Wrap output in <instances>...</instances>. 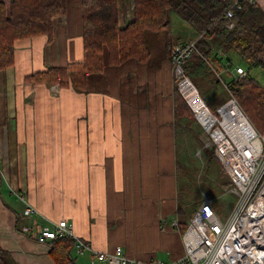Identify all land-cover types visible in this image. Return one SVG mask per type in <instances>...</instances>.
Segmentation results:
<instances>
[{
	"label": "crops",
	"instance_id": "obj_1",
	"mask_svg": "<svg viewBox=\"0 0 264 264\" xmlns=\"http://www.w3.org/2000/svg\"><path fill=\"white\" fill-rule=\"evenodd\" d=\"M257 4L264 10V0ZM186 23L193 34L180 40L198 35ZM55 29L51 41H17L15 62L0 68V247L16 264L51 263L50 246L22 226L64 218L92 246L90 264L118 245L140 260L159 258L160 249L170 259L184 256L174 88L162 76L175 75L172 62L158 69L133 58L107 63L89 76L86 92L30 79L83 57L80 0H68ZM29 206L37 212L26 215ZM125 234L140 238L112 239Z\"/></svg>",
	"mask_w": 264,
	"mask_h": 264
},
{
	"label": "trees",
	"instance_id": "obj_2",
	"mask_svg": "<svg viewBox=\"0 0 264 264\" xmlns=\"http://www.w3.org/2000/svg\"><path fill=\"white\" fill-rule=\"evenodd\" d=\"M233 2L234 0H80L83 57L65 65L48 66L32 74L30 79L58 82L62 86L73 87L78 92H86L89 76L102 73L107 63L120 65L133 58L157 67L163 60L169 59L172 62L173 47L186 41L173 36L168 29L171 11H176L198 32V51L184 63L186 74L199 91V86L204 81L208 85L225 87L223 80L226 78H220L218 72L224 70L227 74L231 73L233 57H239L240 62L245 60L252 67L264 69V10L257 3H247L238 8ZM227 9L233 11L231 17L225 15ZM67 10L68 0H11L9 7L0 1V68L15 62L17 41L36 35H46L51 41L56 32L55 19L65 15ZM230 21L235 23L233 28L227 27ZM231 79L232 77L227 80ZM174 89L175 122L178 129L177 163L179 175L184 169V177H187L185 163L188 158L185 155L186 149L190 147L184 139L185 130L193 132L192 142H197L201 154L204 152L207 166L210 160L218 158L213 147L204 146L201 136L203 127L201 126L200 135L195 123L194 128L193 124L191 126L187 122V119L198 120L179 91L177 79ZM225 89L229 97L231 94L236 97L244 113L264 134V87L249 74L247 78L235 81L231 88ZM188 126L191 127L189 131ZM210 168H206L207 171ZM220 171L222 175L226 174L223 167ZM204 181L207 183L206 177ZM231 184L230 179L223 183L227 188ZM178 201L182 208L184 197L181 185ZM187 221H182L181 224L187 225ZM185 227L183 226L184 229ZM75 242L72 236L53 239L48 243L49 254L57 264H77L76 257L72 255ZM9 254L7 249L0 247V264H16Z\"/></svg>",
	"mask_w": 264,
	"mask_h": 264
},
{
	"label": "built area",
	"instance_id": "obj_3",
	"mask_svg": "<svg viewBox=\"0 0 264 264\" xmlns=\"http://www.w3.org/2000/svg\"><path fill=\"white\" fill-rule=\"evenodd\" d=\"M234 5L242 8L257 0H234ZM233 15L231 9L225 12ZM235 23H227L233 28ZM198 51V37L175 44L172 49V64L178 89L193 110L195 117L204 129L205 147H213L223 169L231 180L228 193L234 197V203L228 214L223 215L216 206V198L205 197L197 210L187 221L183 231L185 255L168 261L162 258L140 260L129 255L121 245L112 253H98L101 260L115 258L118 264H264V134L244 113L236 97H231L213 110L202 97L199 89L186 74L184 63ZM232 79L223 80L227 89L233 82L243 80L249 72L242 65L232 70ZM223 79L222 73L218 72ZM189 80L202 99V107L196 109L182 89V82ZM231 107L237 108L246 120L232 118ZM37 210L33 206L25 209L26 215ZM178 225L177 222H175ZM22 232L37 242L48 244L61 236H72L79 254L92 251V246L78 237L73 225L67 219L52 224L35 222L24 224Z\"/></svg>",
	"mask_w": 264,
	"mask_h": 264
},
{
	"label": "rangeland",
	"instance_id": "obj_4",
	"mask_svg": "<svg viewBox=\"0 0 264 264\" xmlns=\"http://www.w3.org/2000/svg\"><path fill=\"white\" fill-rule=\"evenodd\" d=\"M129 15V14H128ZM170 33L177 37H185L190 36L193 34L191 27L186 23V21L182 18V16L176 12L171 11V23L169 26ZM197 36H192L188 39H194ZM223 54V53H222ZM239 58V57H238ZM237 57H233L232 61L235 66H237L239 63L245 67L247 71H249L250 76L254 77L258 83H260L264 87V69L261 67H252L248 62L245 60L239 61ZM162 63L155 67V68H161ZM162 71V70H161ZM157 72V71H156ZM163 72V71H162ZM161 72V73H162ZM222 76L228 79V75L226 71L222 70ZM163 80L166 81V77L168 78V82H171L173 85V88L175 87L176 78L175 75L168 72L162 73ZM158 88V87H157ZM200 93L202 97L205 99L206 103L209 105L211 109H214L218 103H222L223 101L227 100L229 97V94L227 93V90L222 85H208L207 81H204L202 85L199 86ZM175 90V89H174ZM174 95V91L172 92ZM175 98V95H174ZM187 122L191 123V126L194 123L196 125V129L200 130V135L202 134V128L201 125L197 121H191L187 119ZM191 127H187V130ZM195 128V126H194ZM195 130V129H194ZM189 131V130H188ZM185 136L184 139H186L188 146L190 148L186 149V155L185 157L188 158L186 164V172L187 177H184V169L180 171V185H181V192L182 196L184 197V203L183 207L180 208L182 220H187L191 214L197 210L198 205L200 204L201 200H203L205 197L208 196V194H212V197L216 198L217 206L219 208V211L225 215L227 214L230 209L233 206L234 198L231 194L228 193V188L223 185L224 181L229 180V177L226 174H221V162L220 160L212 159L210 160V164L207 166L206 164V156L204 157V152L201 154V149L199 148V145H197V142H192L193 140V132L189 131L187 132L185 130ZM218 158V157H217ZM211 165V168H210ZM210 168L208 171L205 168ZM224 173V172H223ZM184 177V178H183ZM204 177L207 178V183L204 181ZM184 181V183L182 182ZM189 214V215H188ZM130 235L125 234V237H119L118 235L113 236V240H124L127 241H133L136 242V237L138 236L140 238L139 234L132 235L131 239H127L126 237H129ZM141 237H146L145 234H142ZM112 243V242H109ZM128 243V242H127ZM147 244V242H146ZM156 254L159 258L172 261L173 259H170L169 257L171 254L163 249L156 250ZM50 259L51 263L46 264H54L55 261L52 258L51 254ZM72 255L76 257L77 264H90L88 255L86 253L79 254L75 250L72 251ZM12 262V261H11ZM111 262H103L99 264H111ZM13 264V263H12ZM56 264V263H55Z\"/></svg>",
	"mask_w": 264,
	"mask_h": 264
},
{
	"label": "bare ground",
	"instance_id": "obj_5",
	"mask_svg": "<svg viewBox=\"0 0 264 264\" xmlns=\"http://www.w3.org/2000/svg\"><path fill=\"white\" fill-rule=\"evenodd\" d=\"M182 89L186 96L190 99L191 103L196 107V109H200L202 107V99L197 93V89L194 87V85L189 80H184L182 82ZM228 113L232 118L246 120L243 117L242 113L235 107H231Z\"/></svg>",
	"mask_w": 264,
	"mask_h": 264
}]
</instances>
